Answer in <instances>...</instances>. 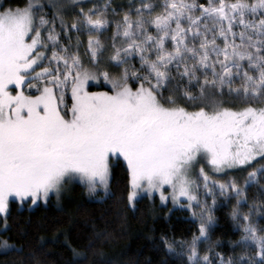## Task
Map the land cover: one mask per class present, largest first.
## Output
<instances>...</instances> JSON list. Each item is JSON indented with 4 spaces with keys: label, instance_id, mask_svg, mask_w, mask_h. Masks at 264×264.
Segmentation results:
<instances>
[{
    "label": "trees",
    "instance_id": "trees-1",
    "mask_svg": "<svg viewBox=\"0 0 264 264\" xmlns=\"http://www.w3.org/2000/svg\"><path fill=\"white\" fill-rule=\"evenodd\" d=\"M30 0H0V12ZM46 47L49 78L71 90L87 79L89 93L147 87L168 108L210 115L264 108V0H103L71 10L34 11ZM43 84L37 82V89ZM254 169L240 175L241 182ZM129 171L110 163L109 193L79 183L46 203H9L0 237L12 248L0 264H250L236 214L264 233V170L243 187V203L216 197L206 238L186 210L155 197L128 205ZM244 183V182H243ZM252 257V255H250ZM253 258V257H252ZM264 264V247L259 261Z\"/></svg>",
    "mask_w": 264,
    "mask_h": 264
},
{
    "label": "rangeland",
    "instance_id": "rangeland-1",
    "mask_svg": "<svg viewBox=\"0 0 264 264\" xmlns=\"http://www.w3.org/2000/svg\"><path fill=\"white\" fill-rule=\"evenodd\" d=\"M100 1L30 0L0 12V170L12 163H37L41 170L32 181L0 189V233L8 227L10 202L34 207L74 183L106 196L110 163L121 160L129 171V207L156 197L161 206L194 214L197 244L213 224L216 197L242 204L243 187L264 170V108L188 113L161 104L147 87L89 93L87 79L77 81L66 107L64 86L43 66L47 52L34 30V11ZM247 169L254 171L243 183ZM236 217L246 259L259 261L264 233L249 217ZM11 248L0 237V253ZM191 253L192 263H209L207 255L197 258L195 247Z\"/></svg>",
    "mask_w": 264,
    "mask_h": 264
},
{
    "label": "flooded vegetation",
    "instance_id": "flooded-vegetation-1",
    "mask_svg": "<svg viewBox=\"0 0 264 264\" xmlns=\"http://www.w3.org/2000/svg\"><path fill=\"white\" fill-rule=\"evenodd\" d=\"M16 164L17 163H12L11 166L7 169L0 170L1 190L8 189L12 185L18 186L21 183L32 181L41 172L40 167L37 163H25L21 165Z\"/></svg>",
    "mask_w": 264,
    "mask_h": 264
}]
</instances>
